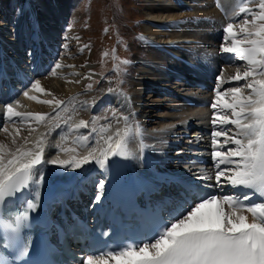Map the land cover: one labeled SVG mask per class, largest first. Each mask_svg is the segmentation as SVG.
Here are the masks:
<instances>
[{"label": "snow or ice", "instance_id": "6c2138e0", "mask_svg": "<svg viewBox=\"0 0 264 264\" xmlns=\"http://www.w3.org/2000/svg\"><path fill=\"white\" fill-rule=\"evenodd\" d=\"M243 3L241 0V5ZM257 7L259 11L240 6L238 14L251 15V19H245L236 30L233 23H227L223 29L226 42L220 50L234 54L246 67L243 71L237 68L227 80L221 69L217 77L215 97L211 103L210 133L214 172L202 176L197 171L198 180L215 181V185L207 184L206 187L227 184L245 191L240 195L198 196L192 203L185 202L176 215L161 219L144 240L115 248L105 246L96 249L81 264H264V0H259ZM123 63L127 65L130 61L124 60ZM61 67L64 65L57 62L50 71L55 75ZM233 81L243 82L242 87H221ZM91 87L89 84L88 88ZM31 90L52 97L41 100L30 95L29 91L23 93L31 100L50 105L52 113L21 112L8 103L2 113L4 118L9 121L20 119L22 123L34 121L37 127L46 121L49 124L57 121L55 127H60V110L66 102L44 89L39 80L31 83ZM112 115L117 124L121 120L124 122L123 128L116 127L112 131L111 123L96 127L99 120L108 121L109 117L93 116L91 121L81 119L74 125L70 124L71 117L62 120L77 131L90 129L88 135L80 138L83 141H89L92 135L98 134L94 141L97 146L89 145L86 155L80 156L76 148L58 149L71 153L68 159L45 160V134L32 141L21 136L20 128L14 132L3 129L12 137V146L0 142V207L6 209L10 200L23 197L25 193L30 196L23 201L14 217L0 218V225L5 230L0 241H5V246L14 245L20 256L28 255V244L22 242L20 231L39 205V189L45 179L41 171L44 163L73 170L94 164L106 170L113 157L129 154V144L139 132L140 125L138 122L129 124L130 116ZM36 130L30 126L29 135ZM105 182L106 177L97 183L99 192L94 197L95 203H100L103 198ZM249 191L260 197L261 202L245 203L251 200ZM101 235L107 236L108 232ZM0 264L5 262L0 260Z\"/></svg>", "mask_w": 264, "mask_h": 264}, {"label": "bare ground", "instance_id": "6f19581e", "mask_svg": "<svg viewBox=\"0 0 264 264\" xmlns=\"http://www.w3.org/2000/svg\"><path fill=\"white\" fill-rule=\"evenodd\" d=\"M212 1L214 4L221 2L218 5H221V7H223V11H225L228 16L227 18H229V21H232L233 23L236 17V14L234 12L236 11V13H238L241 0ZM155 2L156 1L151 3L150 1L151 4L145 8L144 15L146 17L144 22L147 24H144L143 28L145 29L147 35H155L154 41L157 46L159 45L160 49L167 51L168 53H172L173 56L179 58V60L176 59V61L172 58L173 60H171V62L173 65L176 64L177 67L182 68V71L184 73L179 71L176 75L174 71L162 70L161 68H158L160 73H163V76H161L160 74V76L157 77L151 76L152 80H147L148 82H146V84L137 83L138 85H133L130 94H127L126 91L123 92L122 90L108 91V89H106V93H103L102 91L101 95L98 96V98L90 102V106H95L96 104L98 105L97 109L95 108L91 110H85L83 108V105L89 102V94H82L81 96H79V94L73 97L86 86L87 81L89 82L88 79H85V81L81 85L80 83L78 84L74 82L73 75L75 76L76 72H72L73 69L72 71L70 69L71 73H73V75H71L73 79L70 78V75L69 78L66 77L67 79L63 78V74L61 72L56 71L55 75L51 73L54 78L56 77V82L59 81V83H57L58 88L56 86H51L52 83H50L49 81L39 79V81L41 82V86L44 89L54 94L56 98L62 99L66 102V107L64 106L65 108L60 110V127H55V123L57 121H53L51 124L46 121L45 123L40 124V126L38 127H33L37 130L32 132L31 135H29V132L28 135L21 134L22 137H28L29 140L32 141H34L41 134L46 135L47 140L44 153L45 160L56 158H70L72 154L59 151L58 149L60 148H76L79 155L83 156L86 155L90 150L89 145L91 147L97 146L94 141L98 139V134L92 135V140L90 143H86L82 140L77 139L76 135H78L81 129L78 131L73 129L72 134L76 137H68V135L65 133H62L61 136L59 135V137H57V131L60 128L65 127L66 125L70 127V125L64 124L62 120L71 117L70 124L74 125L81 119H88L90 121L93 116L109 117L108 121H105L103 119L99 120L96 127L99 128V125L103 123H111L112 131H114L116 127H124V122L122 120L119 122V124H117L116 119L112 115L113 113H115L117 117L121 114L130 116V120L128 123L131 125H135L138 122L140 125V130L129 144V154L124 157H113L111 159L110 166L113 165L114 162L126 164L132 171V177L137 182L140 189H143V186L145 188L148 185L153 186L156 183L160 184L164 181L174 183L176 177H182V170L190 166H198V168H201L202 165H204V173L202 170H199V172L202 173V176L213 174L214 168L213 161L211 159V153L203 160L198 161V163H194L192 162L196 159L194 156L200 158V156H203V152H200V149H191L189 143L195 144V135L199 134L203 136L212 131L211 117L213 109L211 108V103L215 97L217 77L220 75L221 69L224 70V79L227 80L230 76L234 75L237 70L235 68L229 67V63H242L243 66H241L240 68L241 71L244 70V68L242 67H245L246 65L244 62L238 61L237 58L232 59L235 56L231 53H225L224 58H222L220 62L219 55L223 53L220 48L225 42V39L223 38V40H221L222 44L218 43L216 45H210L211 47L206 46L207 44L204 40H215L216 32L218 30L220 32H224L219 24V22L225 20L221 15V11H219L221 9L220 7L219 10L216 7L212 8L213 4H210L211 0L210 2L209 0H178L173 4L168 3L165 0H159L158 5L154 6ZM190 19L200 22V24L198 25L202 26L201 30H204L203 33L200 32V34L197 35V32L195 31H193L194 34L190 33L192 32L191 30L185 32L182 27V29L176 30V25L180 24L181 22L184 23L186 21L190 23ZM41 20H43V17L39 18V21ZM180 26L181 25H179V27ZM234 30H236L235 27ZM28 39H30V37ZM13 41L15 44L17 43L16 38L13 39ZM3 43V46L8 45L6 42ZM51 43L55 44V41H51ZM191 46L199 47L197 49H194L197 54H191V51L189 53L187 52L188 49H192ZM16 47H18V45ZM22 47L23 46L21 43L18 48V55L22 54ZM11 48L10 46L8 47V54L14 53L15 49ZM185 52H187L188 54H186ZM55 53L56 52H53L54 55ZM2 54V60H7L6 54ZM204 55H210V59L214 60H211L209 66L212 69V71H210L211 73H209L205 67L204 68L208 73H205V71H203V69L201 68L199 69L198 65L199 63H201L203 59L202 57ZM53 60L56 59L54 58ZM55 64L56 62H53V66H55ZM21 67H23V65H20V68ZM188 67L192 68L189 69ZM13 68H17L16 63L11 66V69L9 70L10 72H7V70H4L3 68L0 69V73L6 76L4 79L0 80V90H2V97H10L12 100V96H14L13 98L21 96L18 101H20L19 105H23L22 109L24 108L26 110L28 108L35 113L40 111L43 112L41 109L45 107V111L48 112L47 108L49 106L48 110L52 112V107L50 105L38 103L35 100H31L28 97H25L23 94L24 91H29L30 95H36L41 100L52 98L51 96L31 90V85H29V83L33 80L34 75L40 76L45 72L43 71L45 67L41 68L42 70H40V72L21 68L24 70V73H20L17 71V69ZM49 69H52V67H50ZM189 70H192V72L189 73ZM167 71L168 75L165 74ZM63 73L67 74V69ZM183 74H185L186 77H184ZM169 76L174 78H176L177 76L180 77V80H178V82H180L173 83L175 79H173L174 81H171ZM205 80L207 81V83L204 82ZM4 82L6 85L2 84ZM159 83H163V87ZM172 84L176 86L173 87V89H176V91H174V95H169V92L173 93V91H169L167 88L171 87ZM242 85L243 82L238 83L233 81L223 84L221 87H242ZM50 86L53 87V89L49 90ZM195 86L210 89V91L208 90V94H206L205 92V94L203 95L201 93L204 92V90L198 91L196 89H192ZM161 88H166V90H164L165 92H163L162 90L160 91ZM145 89L146 92L149 93L153 90L156 91V93L158 91L160 93L162 92L163 96H161L159 103H157L156 105H151L153 103L149 101L150 98H145L143 96V92ZM161 107H163L161 109V114L153 116V110ZM96 111L99 112L97 113ZM10 122L11 121L6 120L2 114L0 123L9 124ZM147 122L149 123V125H153V127L148 128L146 125H144L148 124ZM13 126L14 124L10 126V129ZM15 129L16 128L14 126L11 129V132H14ZM49 129L52 130L49 131ZM232 131H235V129L233 128ZM83 134H86V131L83 132ZM8 140L9 142H5L4 144L12 146V138L7 139V141ZM203 140L204 141L199 142V147H204L203 145L209 143L206 142L205 138ZM0 142H2L1 138ZM18 142L23 143L22 140H18ZM51 166L59 170L57 176L58 178H61L59 180L63 181V184H58L53 197L50 198L49 204L54 203L56 200L58 201L60 196H63L65 192L70 190L68 189L69 187H72L77 191L71 192L69 193V195H66V197L68 198L62 199L63 201H65L64 203H72L76 201V198L71 197L73 193H76L78 195L82 194V198H86L87 194H85L83 192L84 190H82L86 187L87 190L95 192L96 190H93L95 188V183L87 181L88 179L92 178V172H94L95 175L97 174L100 179H105L106 177L105 184L111 182L113 178L111 175L110 167L106 170H101L94 164L86 165L82 169L73 170L71 168L64 169L57 165L44 163L41 166V169L49 168ZM44 174L45 178L53 180L52 173ZM210 182L211 184L215 185L214 180ZM225 186L226 184H223L222 186H214V189L220 192L219 196L230 194V192L224 191ZM109 187H111V185ZM248 215L250 218V214Z\"/></svg>", "mask_w": 264, "mask_h": 264}, {"label": "rangeland", "instance_id": "374dc122", "mask_svg": "<svg viewBox=\"0 0 264 264\" xmlns=\"http://www.w3.org/2000/svg\"><path fill=\"white\" fill-rule=\"evenodd\" d=\"M150 1L151 3L156 1L154 6H157L159 3V0H0V50H6L9 46L10 48L12 47L11 49H15V51L13 54L7 53V58L15 60V58L19 57V45L22 43V46L24 47V38H27V36L42 37L44 40V47L50 49L53 48L54 52H58L57 58L54 62L63 63L62 65H64V67L56 70L57 72H61L63 74V78H69V75H73V73H71L73 69L72 72H76V75H73L74 82L79 81L81 85L85 79L89 80V82L87 81L86 86L73 97L79 94V96L82 94H89L90 98L87 103L88 105H83V108L85 110L97 109L98 105L96 104L95 106H90V102L98 98L102 91L104 93L106 89H108V91L109 89H112V91L122 90L124 92L126 91L127 94H130L133 85L146 84V82L152 80L151 76H163V73H160L158 68H161L162 70L174 71L176 75L179 71L183 72L182 68L177 67L176 64L173 65L171 62V60L174 59L176 61V59L179 60V58L173 56L172 53H168L167 51L160 49L159 45L157 46V44L149 38L150 36L147 35L145 29L143 28V25L147 24L144 22L146 17L144 15L145 8L151 4ZM165 1L173 4L178 0ZM258 2L259 0H244L243 5L240 4V6L253 8L256 11H259L257 7ZM220 3L221 2L214 4L212 0L210 2V4H213L212 8L216 7L219 10L220 7L221 9L219 11H221V15L225 20L219 22V24L223 30L226 24L232 23V21H229V18H227L228 16L225 11H223V7L218 5ZM38 4L42 5L44 8H41ZM234 13L236 14L233 21L234 26H236L235 28H238V26H240L245 19H251V15L238 14L239 11L238 13L235 11ZM42 17L43 20L39 21V18ZM29 18H33L34 20L31 25L28 23ZM186 22H181L182 24L179 22L180 24L175 26L176 30L183 28L185 32L191 30L192 32L190 33L195 31L197 32V35L200 34V32L203 33L204 30H201L202 26L198 25L200 22L191 19L190 23ZM179 25L181 26L179 27ZM105 29H107L106 32ZM218 31H215V40L203 39L206 42L207 47H211L212 45H216L218 43L222 44L221 40L225 39L226 34ZM141 37H143V39H141ZM15 38L17 40L16 44L13 41ZM21 38L23 39L22 42H20ZM50 40L55 41V44H52ZM4 41L8 44V47L2 45L4 44ZM40 43L42 44V41H40ZM17 45L18 47H16ZM84 45H88V47H83ZM191 48L192 49H188L187 52L189 53L191 51V54H197L194 49L199 47L191 46ZM113 49H115V52H113ZM45 52L48 53L46 50ZM187 52L185 53L188 54ZM104 53H107V55H104ZM224 56V52L219 55L220 62ZM202 58L201 63L198 65L199 69H203L205 73H211L210 71H212V69L209 66L211 60L213 59H210V55H204ZM234 58L236 57H233L232 59ZM124 60L130 61V63L125 65L123 63ZM69 65H72L73 67L69 68ZM241 66L243 65L240 62H237V64L234 62L229 63V67L235 69L241 68ZM51 67L53 68L54 66ZM204 67L208 70V72H206L207 70ZM245 67L242 68L245 69ZM87 68L94 70L89 71ZM188 68L191 69L192 67ZM66 69L67 74L63 73ZM50 70L51 69L48 70L50 73L47 71L40 76H33V80L29 83V85H31L33 81L42 79L49 81L52 83L51 86H56L58 88L57 83H59V81L56 82V77L54 78V76L51 75ZM191 72L192 70H189V73ZM165 74L168 75V71ZM183 75L186 77L185 74ZM70 78L73 79L72 76ZM173 79H175V81ZM170 80L174 81L173 83H179L180 81L178 82V80H180V77H170ZM204 82L207 83L206 80ZM89 84L92 85L91 88H88ZM159 84L163 87V83ZM51 86L49 87V90L53 89ZM174 86L175 85L172 84L171 87L167 88L169 91H173V93L169 92V95L175 94L174 91H176V89H173ZM192 89H196L198 91L204 90V92L201 93L203 95L205 92L208 94V90L210 91V89L198 86H195ZM161 90L165 92L164 90H166V88H161L160 91ZM143 96L145 98H150L149 101L153 103L151 105H156L159 103L163 94L159 91L156 93L154 90L149 93L146 92L145 89ZM13 97L14 96H12V100H10L11 102L9 101L7 104L12 103L17 111L33 112L28 108L26 110L24 108L22 109L23 105L16 103L21 96H17L16 98ZM5 105L6 103L0 105V121ZM64 106L66 107V104ZM163 107L154 109L152 115H160ZM45 109L46 108L44 107L41 110L46 112ZM48 109L49 106L47 108V113H52ZM96 112L98 113L99 111ZM13 124L15 128H20V134L22 135H28L30 126L36 127L34 121H24L22 123L20 119H14L9 124L0 123V138L3 143L9 142L7 139L12 138L8 135V133L4 132L3 129L7 128L10 130L9 132H11V129L14 126L11 127V129L10 126ZM144 125L148 128L153 127V125H149V123ZM85 131L86 134H83ZM89 132L90 129H81L78 135H76L77 139L81 140L80 138L88 135ZM62 133L67 134L68 137L71 138L73 136L76 137L72 134L73 129L67 125L57 131V137H59V135L61 136ZM91 140L92 136L89 141H82L90 143ZM92 174V178L87 181H91V183H95V186H97L100 178L97 174L95 175L94 172H92Z\"/></svg>", "mask_w": 264, "mask_h": 264}]
</instances>
